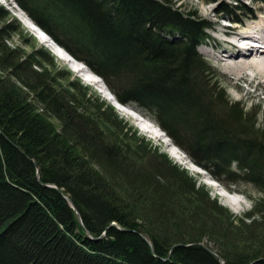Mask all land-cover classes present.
<instances>
[{
	"label": "trees",
	"instance_id": "16d2710c",
	"mask_svg": "<svg viewBox=\"0 0 264 264\" xmlns=\"http://www.w3.org/2000/svg\"><path fill=\"white\" fill-rule=\"evenodd\" d=\"M14 1L213 180L252 190L231 213L0 5V264H264V110L209 77L208 23L173 0Z\"/></svg>",
	"mask_w": 264,
	"mask_h": 264
},
{
	"label": "rangeland",
	"instance_id": "374dc122",
	"mask_svg": "<svg viewBox=\"0 0 264 264\" xmlns=\"http://www.w3.org/2000/svg\"><path fill=\"white\" fill-rule=\"evenodd\" d=\"M240 1H242L243 4H245L248 7V8L244 7V11H243V9H241V12H239V14L242 18H247L252 13H255V12L257 13V10L260 7L264 8V3H261V2H254V1H248V0H240ZM14 2H15L14 0H0V5L4 6L10 12V14L13 17H15L21 23V25L29 32V34L36 39V41L39 45L44 46L45 48H47L51 52V54L54 55L53 51L48 47V45H46L42 42V40H41L42 38L41 39L38 38L37 35L34 34L31 31V29L28 28V25H26L27 23H25V22L28 21L34 25L33 21L16 4V2L15 3ZM173 2H176L177 5H179L183 8L189 9L191 12L195 13L198 17L204 19L208 23V25L211 26V28H212V29H208V31H207L208 35L211 38L210 42H212V44L210 46L213 45L211 48H215L214 45H216V44L218 45V48H220V44L222 45L223 40H222L221 36L219 35V33H216L215 31L222 30L221 27L224 26V23L222 20H220V22H218V24H216L215 20H219V17H222V16L226 17L220 11V6L222 5V3H224V2L225 3H234L233 0H219L217 3H212V4H209V2L206 3L204 0H173ZM14 6L16 8L19 7V9L22 11L23 16L21 14H19L16 9H14ZM241 6H242V4H241ZM249 12H250V14H249ZM24 17H26V18H24ZM34 26L37 27L36 25H34ZM234 26L237 27V25H234ZM240 27H242V26H240ZM38 29L41 33L48 35L40 27ZM225 31H228V30H225ZM217 41H222V42L217 43ZM17 43H19V40L17 38H14L12 41H10V44H12V45L17 44ZM203 46H206V45L203 44L201 47H203ZM57 47L61 48V50L68 53V51H66L63 47L59 46L58 44H57ZM222 47H224V46L222 45L221 48ZM214 50H213L214 51V53H213L211 51V49H208V47H204L203 49L200 48L197 51L203 57V59L207 62L208 66L211 69L212 74L209 77L213 78L214 76H217L218 77L217 79H219L221 81V87L224 89L226 96H227V99H229L230 101H238V102L244 104L246 106V109L249 112H255V110H258L259 108L261 110H264V89L259 87V82L255 81V82H253L255 84L252 83V85H251V83L249 84V82L246 80L235 79V77L229 72V70H227V68L224 67V63L222 61H220L221 56H222L221 54L223 53V51L221 49L220 50L214 49ZM206 51H209V52L206 53ZM68 54H70V53H68ZM207 54H211V55H207ZM216 54H218V55H216ZM214 55H216V57H214ZM54 56L57 59L59 65L61 67H64V68L70 70L73 77L78 78L82 84L89 86L91 88V90L93 92H95L101 99L105 100L112 107H114L119 118H122L124 121L128 122L131 126L136 128L142 136L149 139L155 146L159 147L164 153H166V155L171 160H173V162H175L176 164H178L182 168L186 169L191 176L196 177L201 184H203L207 188H209L210 189V195L212 197L217 196L219 199V202L222 205H224L225 207H227L231 213H233L236 216H240L245 211L250 209V200L248 199L247 196H245V193H244L245 190H252L250 188V186H248V185L235 186V185H230V184L225 186V185L221 184L222 185V186L220 185L221 189H216V188L212 187L208 183L211 181L214 182V180L212 179L211 175L206 170H204L200 166L193 163L190 159H189L190 163L194 166V168H198L200 171H193V168H191L189 166H184L183 164L174 160L171 156L170 150L167 149L165 144H163L161 141H157V140L153 139L147 133L145 134V132L141 131L139 128V125L135 122V120H133L131 117H128L127 115H124L120 111H118L117 107L112 105L110 103V101L100 92V89L98 86H93V85H90V84L84 82L83 77H80L79 75H77V73L73 72L72 69H70L59 58H57L56 55H54ZM71 57H72V59L74 58L73 56H71ZM74 60L76 62L78 59L76 60V58H74ZM76 63H77V65H79V64L84 65L83 62H81L80 60H78ZM85 67L88 68L86 65H85ZM88 70H90V69L88 68ZM88 73L90 76L94 77L97 80L99 79L103 82L101 77H99L98 75L96 76L95 73H94L95 75H93L89 71H88ZM102 84L104 87H107L104 82ZM102 84L100 85V87L102 86ZM107 91H109V89ZM131 105H133V104H131ZM133 107L138 112L140 111L141 114H144L145 117L151 119V117L147 113L143 112L142 110H139V108H137L136 105H133ZM153 123H154V121H153ZM149 126L152 127L151 124H149ZM151 127H149V129H151ZM154 131H155V129H154ZM164 135L167 138V135L166 134H164ZM171 147L175 148L177 150H180V152H183L175 144H173ZM183 153L185 154V152H183ZM201 170L203 171V173ZM223 188L226 190L225 194H223L224 193L223 192L224 190H222ZM229 199L232 200L233 202H236V201L239 202L240 201L241 204L236 205V206L230 205L229 202H227ZM261 228H263L262 224L258 223V229H260V231H262ZM204 241L207 242L210 246L212 245L210 241H208L206 239Z\"/></svg>",
	"mask_w": 264,
	"mask_h": 264
},
{
	"label": "bare ground",
	"instance_id": "6f19581e",
	"mask_svg": "<svg viewBox=\"0 0 264 264\" xmlns=\"http://www.w3.org/2000/svg\"><path fill=\"white\" fill-rule=\"evenodd\" d=\"M14 9H16L18 13L23 16L22 11L19 9V7L16 8L14 6ZM220 20H222L224 23V26L221 27L222 30L214 31L216 33H219V35L221 36L223 40L222 45L224 47L221 48L222 45L220 44V48H218V45L216 44L214 45L215 48H211L213 45L210 46L212 42H210L209 40L207 43H205L206 46L200 48L203 49L204 47H208V49H211L213 53L215 51L214 49H221L223 53L221 54L222 56L220 61L224 63V67L229 70V72L235 77V79L246 80L249 82V84L251 83V85L253 82L257 81L259 82V87L264 89V8L260 7L257 10V13H252L247 18H242L240 16L239 21L226 19L222 16L219 17V20H215L216 24H218ZM25 23H27L26 25H28V28L31 29V31L36 34L38 38H42V42L48 45V47L53 51L54 55H56L57 58L64 62L70 69H72L73 72L77 73V75L83 77L84 82L93 86H98L100 92L110 101L112 105L117 107L118 111L135 120V122L139 125L141 131L145 132V134L147 133L153 139L161 141L163 144H165L167 149L170 150L171 156L174 160L183 164L184 166L193 168V171H200L198 168H194V166L190 163L187 155L180 152V150L171 147L173 144L167 139L168 137L166 138V136L164 135L165 132H163L155 123H153L151 121L152 119L150 120L149 118L145 117L144 114H141L140 111L138 112L132 105L124 106L123 104L117 103L113 94H110L111 92L107 91L108 88L103 86V82L89 75V70L85 67V65L79 63V65H77V61L75 62L74 58L72 59V55L57 47V45L48 35L41 33L39 29L32 23L28 21H26ZM234 25H237V27H235ZM210 29H212L211 26ZM209 39L211 38L209 37ZM221 42L222 41H217V43ZM207 52L209 51H206V53ZM216 55H214V57H216ZM101 84L102 86L100 87ZM149 124H151L152 127L149 126ZM149 127H151V129H149ZM208 184L216 189H221L222 186L221 184H218V182L216 183L215 180L214 182L211 181ZM222 190H224L223 194H225L226 190L224 188ZM227 202H229L230 205L235 206L241 204L240 201L233 202L230 199Z\"/></svg>",
	"mask_w": 264,
	"mask_h": 264
},
{
	"label": "water",
	"instance_id": "95a60500",
	"mask_svg": "<svg viewBox=\"0 0 264 264\" xmlns=\"http://www.w3.org/2000/svg\"><path fill=\"white\" fill-rule=\"evenodd\" d=\"M34 25H36L35 23H34ZM37 26V25H36ZM38 27V26H37ZM39 28V27H38ZM43 32V31H42ZM77 60V59H76ZM78 61V60H77ZM84 64V63H83ZM85 65V64H84ZM89 72H91L92 74H94L91 70H89ZM95 75V74H94ZM97 76V75H96ZM117 103H119L118 101H116ZM121 104V103H120Z\"/></svg>",
	"mask_w": 264,
	"mask_h": 264
}]
</instances>
